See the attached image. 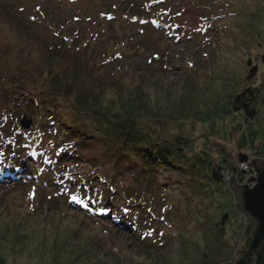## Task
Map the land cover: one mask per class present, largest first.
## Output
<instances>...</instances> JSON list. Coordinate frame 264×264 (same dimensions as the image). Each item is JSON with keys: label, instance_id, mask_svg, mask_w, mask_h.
<instances>
[{"label": "rangeland", "instance_id": "rangeland-1", "mask_svg": "<svg viewBox=\"0 0 264 264\" xmlns=\"http://www.w3.org/2000/svg\"><path fill=\"white\" fill-rule=\"evenodd\" d=\"M49 1L0 0V35L18 29L5 15L4 3L13 5L23 18L32 16L38 5H50L47 17L55 26L65 21L63 26L81 30L86 23L98 21L105 37L95 38L101 45L97 51L114 45L117 37L119 49L125 51L121 63L125 69L114 68L117 75L124 76L116 82L123 91L103 88L98 98L100 109L135 113L141 119L139 127L147 129L154 140L170 143L174 137H182L181 151L190 157L208 156L207 162H224L222 167L228 171L241 163V156H246L248 163L262 160L264 103L257 106L256 118L247 121L242 112L234 110L232 98L248 85L247 58L257 69L251 84H264V37L259 38L261 44L257 41L251 46L246 31L240 35L209 32L191 38L169 33L163 15L149 12L152 0ZM187 3L170 0L167 7L183 14L180 22L196 24L192 20H199L202 8L193 9L192 1ZM256 11L262 16L264 8ZM74 13L79 17L75 23ZM261 21L254 22V33L264 28ZM13 57L11 52L0 53V64L14 67ZM92 71L84 75L88 84L89 75L98 73ZM260 92L263 98V90ZM31 153L37 152L32 149ZM199 165L200 174H183L180 189L165 190L163 215L157 217L160 212L151 210V216L142 218L141 243L129 240L128 235H115L109 224L69 208L72 195L82 196L71 184L58 189L33 180L0 184V264H234L248 248L256 223L235 211L238 200L228 186L229 179L233 177L237 186L251 187L249 181L256 176L245 174L239 181L230 171L225 172L224 185L203 178L208 171ZM153 200L148 198L150 204ZM224 215L228 219L222 225Z\"/></svg>", "mask_w": 264, "mask_h": 264}, {"label": "trees", "instance_id": "trees-1", "mask_svg": "<svg viewBox=\"0 0 264 264\" xmlns=\"http://www.w3.org/2000/svg\"><path fill=\"white\" fill-rule=\"evenodd\" d=\"M168 1L152 0L149 12L163 15L169 33L180 32L191 38L209 32L240 35L246 31L251 46L264 37V28L254 33V22L259 18L264 26V13L260 16L256 11L264 8V0H187L189 5L192 1L193 9L202 8L199 20H192L196 24L180 22L183 14L167 7ZM49 2L59 4L60 0ZM2 6L18 29L0 35V53L14 55V67L0 64V184L33 180L51 189L71 184L82 196L72 195L69 208L109 224L115 235H128L129 240L141 243L142 218L151 216V210L160 212L157 217L164 214L165 190L180 189L184 173L197 171L198 175V164H203L206 169L201 165L202 171L208 174L202 177L217 183H223L225 172L236 173L237 167L225 170L224 162H207L208 156H188L180 149L182 137H174L170 143L154 140L147 129L139 127L141 119L135 113L99 108L103 88L123 91L116 82L124 76L117 75L114 68L125 69L121 64L125 51L119 49L118 37L114 45L97 51L101 45L95 38L105 37L100 22L71 29L63 26L65 21L55 26L48 19L50 5H38L28 18L21 17L11 4ZM77 16L74 13L73 23L79 21ZM249 19L252 22H245ZM199 21L203 24H197ZM65 61H70L69 65H62ZM250 62L248 58L245 61L248 85L232 98L234 110L242 112L247 121L256 118L257 106L264 103L260 95L261 90L264 95L263 82L257 87L251 84L257 69ZM106 66L111 70L106 71ZM92 70L98 73L89 75L88 84L84 75ZM23 116L32 123L29 130L19 124ZM32 149L37 153H31ZM261 159L264 161V152ZM9 164L14 168L9 170ZM244 175H238L239 181ZM149 197H154L151 204ZM227 219L224 215L220 223Z\"/></svg>", "mask_w": 264, "mask_h": 264}, {"label": "water", "instance_id": "water-1", "mask_svg": "<svg viewBox=\"0 0 264 264\" xmlns=\"http://www.w3.org/2000/svg\"><path fill=\"white\" fill-rule=\"evenodd\" d=\"M20 125L24 129H29L31 121L23 116ZM238 161L246 162L247 157L241 156ZM250 164L256 172V177H252L249 181L253 183L251 187L248 185H235L233 177L229 179L228 185L235 199L238 200L235 211L242 213L244 217H250L256 223L248 248L245 251L236 252V254L238 252L242 253V257H239L234 264H264V161L254 159ZM254 253L256 258L253 263Z\"/></svg>", "mask_w": 264, "mask_h": 264}, {"label": "built area", "instance_id": "built-area-1", "mask_svg": "<svg viewBox=\"0 0 264 264\" xmlns=\"http://www.w3.org/2000/svg\"><path fill=\"white\" fill-rule=\"evenodd\" d=\"M240 173L249 174V176L253 174L254 176H256V173L254 172L252 166L248 162H246V163L245 162L238 163L237 164V171H236V173H232L231 172L230 174H232V175L234 174L238 178V175Z\"/></svg>", "mask_w": 264, "mask_h": 264}, {"label": "snow or ice", "instance_id": "snow-or-ice-1", "mask_svg": "<svg viewBox=\"0 0 264 264\" xmlns=\"http://www.w3.org/2000/svg\"><path fill=\"white\" fill-rule=\"evenodd\" d=\"M73 199L75 200V197Z\"/></svg>", "mask_w": 264, "mask_h": 264}]
</instances>
